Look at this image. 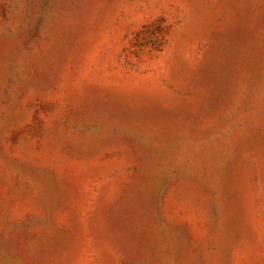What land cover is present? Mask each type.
Listing matches in <instances>:
<instances>
[{"label":"rangeland","instance_id":"374dc122","mask_svg":"<svg viewBox=\"0 0 264 264\" xmlns=\"http://www.w3.org/2000/svg\"><path fill=\"white\" fill-rule=\"evenodd\" d=\"M0 264H264V0H0Z\"/></svg>","mask_w":264,"mask_h":264}]
</instances>
